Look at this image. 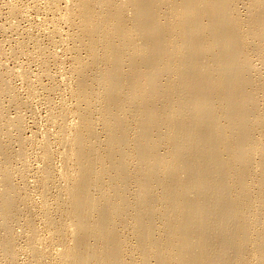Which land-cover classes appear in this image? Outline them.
<instances>
[{
	"label": "bare ground",
	"instance_id": "6f19581e",
	"mask_svg": "<svg viewBox=\"0 0 264 264\" xmlns=\"http://www.w3.org/2000/svg\"><path fill=\"white\" fill-rule=\"evenodd\" d=\"M0 264H264V0H0Z\"/></svg>",
	"mask_w": 264,
	"mask_h": 264
}]
</instances>
